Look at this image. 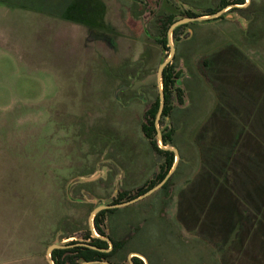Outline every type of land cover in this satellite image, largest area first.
<instances>
[{
  "label": "rangeland",
  "instance_id": "obj_1",
  "mask_svg": "<svg viewBox=\"0 0 264 264\" xmlns=\"http://www.w3.org/2000/svg\"><path fill=\"white\" fill-rule=\"evenodd\" d=\"M104 1L115 48L89 39L81 25L99 0H0V264H50L51 244L87 240L100 202L146 189L163 170L164 154L142 129L160 95L158 68L170 55L157 40L159 16L222 2ZM246 2L173 36L178 83L159 128L172 129L179 160L166 187L108 213L109 235L125 242L114 261L131 264L139 248L151 264H221L213 244L183 228L177 213L180 191L201 171L198 136L219 95L242 101L231 77L249 93L245 104L262 102L247 83L255 76L264 82V0ZM234 51L241 59L232 61ZM114 73H127L126 80ZM132 76L126 105L117 88ZM258 121L261 128L264 113Z\"/></svg>",
  "mask_w": 264,
  "mask_h": 264
},
{
  "label": "trees",
  "instance_id": "obj_2",
  "mask_svg": "<svg viewBox=\"0 0 264 264\" xmlns=\"http://www.w3.org/2000/svg\"><path fill=\"white\" fill-rule=\"evenodd\" d=\"M169 19L165 30L173 21ZM163 43L166 45V38ZM232 55V61L234 58L241 59L235 51ZM231 78L241 93L242 99L239 100L242 101L232 102V97L219 95L211 119L198 136L201 171L180 191L178 221L187 231L197 232L200 238L213 244L221 264H241L244 259L251 264H264V121L261 128L258 121L264 113V82L259 76L248 81L252 93L262 92V102L245 104L249 93L240 87L239 78ZM175 83L173 66H168L163 74L166 103L170 100L171 86ZM218 93L221 91L218 90ZM159 106L160 96L148 109V120L142 128L152 147L165 155L160 175L162 179L172 168L175 153L159 146L156 128ZM170 111L171 107L166 104L163 114ZM171 134L163 132L165 143L172 142ZM100 216L98 214L95 217V225L99 230L102 221ZM93 244L101 246L106 243L94 239ZM69 250L76 252L74 256H69L74 264H79L77 257L93 260L108 256L92 248L75 247ZM65 251H53L52 256L57 264H63L57 257H61ZM134 262L144 264L139 257H135Z\"/></svg>",
  "mask_w": 264,
  "mask_h": 264
},
{
  "label": "flooded vegetation",
  "instance_id": "obj_3",
  "mask_svg": "<svg viewBox=\"0 0 264 264\" xmlns=\"http://www.w3.org/2000/svg\"><path fill=\"white\" fill-rule=\"evenodd\" d=\"M245 5H247L246 0H242V1L241 0H222V2L220 3V5H219L218 8H213L212 9L211 7H207L204 11H199V12H193L191 10H187V12L184 13V15L179 16L178 18H176L175 15L172 14V13L159 16V21H160V28H159V30H160V36L158 37L157 40L164 47V49L170 51V55L166 58V59L170 58V61L166 65V67L173 66V76L175 77V80L177 81V83H178L177 76L179 75L178 74L179 72H176L174 70V63H173V59L175 57L177 47L173 44V36H175V38H176V36L179 35V31L184 26L185 27H187V26L189 27V25L192 22L194 23V21H196V20H198L197 22H199V21L200 22H208V21H212V20L222 19L224 17V12H230V11H233V10H241V9H243L241 7H243ZM106 7H107L106 2L104 0H99V7H98L97 11H94L93 14H90V16H88L87 19L82 20L81 21V25H83L88 30V33H89L88 38L89 39L95 40L97 42H99V41L104 42L110 48H115V44H116V36H115L116 29H115L113 23H111L107 19V10H106ZM169 18L173 19V21L168 24V29L165 30L166 25H167V23L170 20ZM184 18H188L190 20L178 24L173 29V31L171 32V43H170V41H169V30H170L171 26L175 22H177L179 20H182ZM164 38L167 39L166 45H164V43H163V39ZM171 45L174 46V53L173 54H172V46ZM99 58H101L102 60H105L106 59V57L104 55H101ZM106 61L107 60H105V62ZM166 67H165V69H166ZM165 69H164V71H165ZM129 70H130V68H129ZM158 70H159V68H158ZM126 74H115L114 73V75H112V76L113 77H119L120 79L122 78L125 81L126 80V78H125L126 77ZM129 76H131V73L129 74ZM132 78L133 79L127 80L126 84L122 83V85H120L117 88L116 97L118 96V92H119L120 89H123L124 92H126V94L128 95V100L125 103L126 105L128 104V102L131 101V98L132 97H131V94H130L131 93L130 90H131L132 84L136 80V76H132ZM177 83H175L174 85L171 86V94H172V88ZM177 89H178V91H177L178 92V95L181 96V92L180 91L183 92V90L181 88H179V87ZM163 91H164V84H163ZM164 95H165V91H164ZM170 102H171V95H170L169 102L166 103V100H165V104H164V109H165L166 104H168L171 107V111L168 114H171L172 109H173V106L171 105ZM160 103H161V101H160ZM164 109H163V112H164ZM163 112H162L161 117L168 115V114H163ZM161 117H160V119H161ZM160 119H159V122H160ZM156 128H157V125H156ZM171 130H172L171 128L170 129L167 128L166 130H161L162 131V135H163V132L167 133V132H171ZM144 134H145V132H144ZM171 136H172V134H171ZM145 137L150 141V139L147 137L146 134H145ZM157 138H158V130H157ZM158 143H159L160 148L165 149V148H163L161 146V143L159 142V139H158ZM150 144H151V142H150ZM163 144L164 145H172V146H174L172 144V142L169 143V144L165 143L164 142V139H163ZM151 146H152V144H151ZM165 150H170V149H165ZM175 161H176V154H175ZM175 161H174V163H175ZM164 163H165V161H164ZM163 166H164V164H163ZM173 166H174V164H173ZM173 166H172V168H173ZM172 168L168 171V173L162 179H160V175L162 174L163 170L160 171V173H158L157 175L155 174L152 177V179L150 180V183H148L146 185L147 188L144 189L143 187H139L138 190H137V192L134 195H130L129 196L128 195V192L126 190H123V191H121L119 193V195H118L117 198H109L104 203L100 202L98 205L101 204L104 207L95 215V217L98 214L101 215L100 216L102 218V221L100 222L101 230H99L96 227V225H95V217H94L93 228H91V226H90V229H89L90 236H89V232H88V235H87V238H86L87 240H82V241L81 240H74L73 237L71 238L72 235H69V236L65 237V239H67V240L69 238H71L72 240L63 243L64 247L55 248V249H63V250H66L65 252H63V254L61 255V257H57V258L60 259L61 261H63V264H74L72 261L69 260V256H74L76 254V252H72L69 249L75 248V247H82V248H92V249H95V250H98V251H101V252H105V253L108 254V256L107 257L101 256L100 258L93 259V260H83V259L77 257L76 258V261L79 264H83L86 261H96V262L88 263V264H107V263H110V264H124L122 262H116V261H114L112 259L113 256L120 249H122V247L124 246V243L125 242L124 241H118L113 236L109 235V233L107 231V222H106L107 215H108V213H113L115 209H118V207H122V206L128 205L130 203L137 202L138 199L141 198V197H143V196H145V194L149 190H151L152 188L158 186L161 182H163L164 179L166 178V176L172 171ZM175 170L176 169H174L170 173V175L167 178V180L159 188L165 187V185L167 183H169V181L171 179V176L173 175V172ZM158 189H156V190H158ZM73 192H75V190H73ZM94 239H99L101 242H105L106 244L105 245H101V246H97V245L93 244V240ZM135 250L136 251L131 252V253H133V255L132 256L131 255L129 256V260H130L131 264H135V262H134V258L135 257L141 258L144 264H151L149 254L147 252H145V250L139 249V248H137ZM53 251H52V254H53ZM55 263L57 264L56 261H55Z\"/></svg>",
  "mask_w": 264,
  "mask_h": 264
},
{
  "label": "water",
  "instance_id": "obj_4",
  "mask_svg": "<svg viewBox=\"0 0 264 264\" xmlns=\"http://www.w3.org/2000/svg\"><path fill=\"white\" fill-rule=\"evenodd\" d=\"M190 19L188 18H184L182 20H179L177 22H175L170 30H169V41L171 43V32L173 31V29L180 23L182 22H185V21H189ZM172 46V54L174 53V46ZM170 61V58L164 60L160 66H159V70H158V81H159V86L161 87L160 88V107H159V111H158V114H157V117H156V125H157V130H158V139H159V142L161 143V146L165 149H170L172 150L173 152H175L176 154V161L174 163V166L172 168V171L175 169L176 165H177V162H178V159H179V150L177 147L175 146H172V145H164L163 144V135H162V131L160 130L159 128V119L162 115V112H163V109H164V104H165V95H164V91H163V73H164V69L166 67V65L169 63ZM171 171V172H172ZM170 172V173H171ZM170 173L166 176V178L164 179L163 182H161L158 186L152 188L151 190H149L145 195L155 191L156 189H158L166 180L167 178L169 177ZM109 201V200H108ZM104 206L103 205H98L94 208V210L92 211L91 215H90V218H89V223H90V226L91 228H93V223H94V217L95 215L103 208ZM61 247H64L63 244H59V243H54V244H51L48 249H47V256H48V260L50 262V264H56L53 257H52V251L55 249V248H61ZM93 262H96V261H86L84 262L83 264H88V263H93ZM107 264H110V263H107Z\"/></svg>",
  "mask_w": 264,
  "mask_h": 264
}]
</instances>
